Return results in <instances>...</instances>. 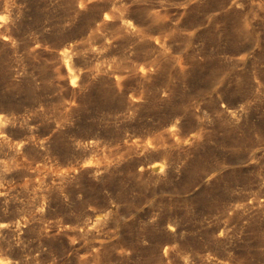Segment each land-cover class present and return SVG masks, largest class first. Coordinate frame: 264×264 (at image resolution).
I'll return each mask as SVG.
<instances>
[{
    "label": "rangeland",
    "instance_id": "1",
    "mask_svg": "<svg viewBox=\"0 0 264 264\" xmlns=\"http://www.w3.org/2000/svg\"><path fill=\"white\" fill-rule=\"evenodd\" d=\"M0 261L264 264V0H0Z\"/></svg>",
    "mask_w": 264,
    "mask_h": 264
},
{
    "label": "clouds",
    "instance_id": "2",
    "mask_svg": "<svg viewBox=\"0 0 264 264\" xmlns=\"http://www.w3.org/2000/svg\"><path fill=\"white\" fill-rule=\"evenodd\" d=\"M0 264H3V262H2V261H0Z\"/></svg>",
    "mask_w": 264,
    "mask_h": 264
},
{
    "label": "bare ground",
    "instance_id": "3",
    "mask_svg": "<svg viewBox=\"0 0 264 264\" xmlns=\"http://www.w3.org/2000/svg\"><path fill=\"white\" fill-rule=\"evenodd\" d=\"M71 74V73H70ZM73 76V75H72Z\"/></svg>",
    "mask_w": 264,
    "mask_h": 264
}]
</instances>
